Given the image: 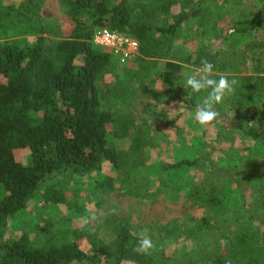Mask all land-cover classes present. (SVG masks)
<instances>
[{"label":"trees","instance_id":"trees-1","mask_svg":"<svg viewBox=\"0 0 264 264\" xmlns=\"http://www.w3.org/2000/svg\"><path fill=\"white\" fill-rule=\"evenodd\" d=\"M242 1L233 0L231 8L212 0H58L75 24L68 36L50 40L38 20L39 0H0V264H87L81 238L102 254L104 264H264V181L249 195L244 188L247 177L261 166L252 158L243 160L238 151L223 153L218 160L200 153L161 165L174 175L190 167L202 173L186 200L213 213L185 223H154L162 238L179 232L195 240L192 256L172 259L156 247L151 255H137L133 247L140 236L132 233L126 218L112 223L108 242L86 229H63L50 220L33 235L5 238L9 219L32 199L41 193L43 206L64 201L67 185L61 177L99 171L105 162L122 172L121 192L155 198L146 185L148 177L138 172L146 166L150 128L145 130L144 117L135 123L133 98L146 91L150 78H158L165 86L164 103L191 106L182 86V64L199 68L207 59L214 64L215 79L227 75L237 80L234 94L215 110L225 113L224 104L234 116L225 118L226 123L264 149L259 125L264 122V56L256 55V47L242 48L237 38L229 41L234 35L264 32V0L255 11L241 8ZM104 26L138 41L135 66L119 63L92 43L93 30ZM213 38L228 39L227 44L215 49ZM200 94L207 95L202 91L192 97ZM109 126L115 137L130 136L128 149L116 148ZM24 149L26 161L21 158ZM230 183L235 195L227 197ZM114 188V178L105 175L91 193L110 194ZM72 207L74 213L85 209L77 196Z\"/></svg>","mask_w":264,"mask_h":264},{"label":"rangeland","instance_id":"rangeland-1","mask_svg":"<svg viewBox=\"0 0 264 264\" xmlns=\"http://www.w3.org/2000/svg\"><path fill=\"white\" fill-rule=\"evenodd\" d=\"M12 1L16 0H1L3 4ZM212 1V3L221 6L227 3L231 8L233 7V0ZM39 2L41 9L38 20L46 28L44 36L50 40L68 36L75 23L65 13L64 7L58 4V0H39ZM261 4V0H243L240 6L245 10L255 11ZM229 16L233 17L234 15L230 14ZM229 16L227 17L229 18ZM86 18L85 16L84 19ZM97 28L99 27L95 29ZM233 38L239 40L240 46L241 44L244 45L242 48L256 47V55L258 52L264 51V48L262 50L259 48L264 46V32L258 34L247 32L243 35H234L229 38V41ZM34 39V37H28L29 41H34ZM227 40L211 39L213 48L226 45ZM80 62L81 59L76 60L77 64ZM127 65L135 66V61L132 60ZM163 67L164 62L160 61L159 69H163ZM196 69L198 68L192 65L182 64L183 84L186 76L193 74ZM106 80H110L108 75ZM138 84H135V88L138 87ZM144 85L146 91L139 93L137 98H133L136 100V109L133 110L136 115L135 123L140 124L141 118L144 117L148 124L145 130L150 128L148 130L150 144L144 148V156L147 155L146 166L139 168L138 172L141 176L148 177L146 185L150 192H154L155 198L133 196L121 192L119 186L123 176L122 172L114 168L111 163L105 162L99 171L87 175L67 173L61 177L60 180L67 185L64 201L43 206L41 193L32 199L26 208L9 219L5 238H17L22 232L33 235L36 227H40L47 220H50L63 229H86L88 232L95 233L99 239L108 242L113 237L112 223L120 218H126L130 222L133 234L150 237L155 247L162 249L172 259L181 258L187 253L192 256L197 246L195 240L187 238L179 232L176 233L175 237L162 238L154 223H185L189 222L190 217L198 219L203 216L208 217L213 213H210V210L204 205H194L186 200L188 189L197 180H200L202 173L190 167L175 170L177 173L174 175L171 173L173 170L164 171L161 165L164 162L172 164L182 159H192L200 153L218 160L217 157L223 153L238 151L243 160L252 158L261 166L259 171L251 173V176L246 179L247 182H244L246 195H249L252 189L257 187V184L264 181V149L243 137L240 131L232 129L226 123L225 118H234V116L224 104L222 105L225 113L219 115L213 123L202 127L195 121V108L206 98V94H200L197 98L192 97L190 99L193 103L191 106L179 102L167 104L164 103L161 95L165 86L158 78H150ZM224 100L223 102H225ZM259 125L262 126L261 130L263 131L264 122ZM108 132L117 149H128L131 146L130 136L115 137L111 126L108 127ZM28 156V151L24 149L21 154L23 161H26ZM234 162L239 163L238 165L241 163L235 159ZM236 172L240 175L239 171ZM105 175L114 178L115 190L110 194H92L91 189L95 181ZM227 186L230 187L226 190V195L232 197L235 195L232 188L234 184L230 183ZM74 196L79 198L80 204L85 208L82 213L73 212L72 200H74ZM260 231L264 233V225L260 226ZM78 244L87 255V264H104L102 254L94 249L86 238L78 240ZM124 264L136 263L126 261Z\"/></svg>","mask_w":264,"mask_h":264},{"label":"clouds","instance_id":"clouds-1","mask_svg":"<svg viewBox=\"0 0 264 264\" xmlns=\"http://www.w3.org/2000/svg\"><path fill=\"white\" fill-rule=\"evenodd\" d=\"M214 74V64L207 59H202L201 67L193 74L186 76L182 85L188 91L187 99H191L193 93L202 91L207 93L206 98L195 108V121L202 127L217 120L219 112L215 110V106L221 104L226 96L234 94L238 83L237 80H229L223 75L215 79ZM154 247L152 239L142 235L133 247V252L137 255L148 256L151 255Z\"/></svg>","mask_w":264,"mask_h":264},{"label":"built area","instance_id":"built-area-1","mask_svg":"<svg viewBox=\"0 0 264 264\" xmlns=\"http://www.w3.org/2000/svg\"><path fill=\"white\" fill-rule=\"evenodd\" d=\"M91 41L111 52L121 64L129 63L139 54V44L134 37L106 26L95 29Z\"/></svg>","mask_w":264,"mask_h":264},{"label":"crops","instance_id":"crops-1","mask_svg":"<svg viewBox=\"0 0 264 264\" xmlns=\"http://www.w3.org/2000/svg\"><path fill=\"white\" fill-rule=\"evenodd\" d=\"M259 48L262 50V49L264 48V46H263V47L260 46ZM257 56L262 58V56H264V51H262V53L258 52V53H257ZM249 69H250V68H249ZM249 72H250V71H249ZM262 76H263V78H264V74H263Z\"/></svg>","mask_w":264,"mask_h":264}]
</instances>
